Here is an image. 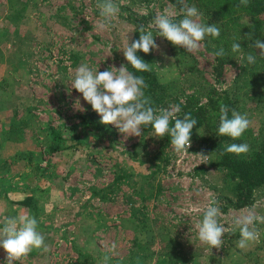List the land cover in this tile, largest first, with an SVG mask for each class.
I'll list each match as a JSON object with an SVG mask.
<instances>
[{"label":"rangeland","instance_id":"374dc122","mask_svg":"<svg viewBox=\"0 0 264 264\" xmlns=\"http://www.w3.org/2000/svg\"><path fill=\"white\" fill-rule=\"evenodd\" d=\"M20 1L28 3L29 15L15 28L5 19L6 13L21 3L0 0L4 11L0 28H10L9 41H0V113L10 120L0 126V224L13 215L34 216L49 251L33 250L16 264H100L105 255L111 261L142 264V254L149 256L148 264H166L162 250L168 237L182 243V253L196 257L195 263L189 264H264V224H256L259 239L245 250L237 247L239 229L232 224L234 216L253 207L264 216V187L257 188L249 205L229 206L227 197L235 196L224 186V170L209 166L213 153L198 142L192 140L188 152L177 154L172 145L161 147L163 139L151 126L142 130V136L126 138L114 125L104 124L102 129L84 131V144L75 150H63L62 145L53 154L42 143L50 141L49 127L65 131L67 138L69 128L79 124L80 114L95 112L100 117L72 88L75 70L83 63L101 72L126 65L123 50L134 28L126 20L128 15L141 18L153 33L159 46L153 49L157 71L167 97L173 87L186 86L181 80L183 70L177 62L170 64L167 56L173 53L172 43L150 26L165 9L175 18L179 14L175 7L166 0H114L119 6L117 17L101 30L94 29L103 21L98 0ZM191 6L198 9L196 4ZM201 45L198 52L191 53L202 70L196 73V83L224 89L249 81L250 64L242 59L249 53L259 56L260 49L252 47L242 53L217 76L215 55L204 41ZM9 72L13 84L2 88V79ZM186 88L187 93H193V88ZM205 93L201 92L202 101H206ZM176 106L173 102L168 109ZM262 114L247 115L249 128L258 131ZM68 139L67 145L71 143ZM201 165H208L207 170L198 172ZM119 173L124 176L114 184ZM143 193L148 197L147 207ZM27 195L36 198L37 215L14 203ZM212 200L219 201L220 223L228 229L220 249L202 243L195 227ZM133 215L138 230L130 227ZM113 243L116 255L109 251ZM6 257L0 248V264H5Z\"/></svg>","mask_w":264,"mask_h":264},{"label":"trees","instance_id":"16d2710c","mask_svg":"<svg viewBox=\"0 0 264 264\" xmlns=\"http://www.w3.org/2000/svg\"><path fill=\"white\" fill-rule=\"evenodd\" d=\"M14 1L21 3V6L8 9L5 19L9 20L17 28L28 18L29 6L28 3H22L20 0ZM166 1L171 3L179 13L174 20L178 22L180 19H183L184 15L181 12L182 6L179 0ZM185 3L188 6L196 4L201 14L200 20L205 21L209 25L216 24L220 29V36L218 38L206 36L204 40L207 50L214 55L221 48L225 51V55L222 57L215 55L214 71L217 76L222 74L227 63L234 64L242 53L248 52L252 48L250 45H254L255 40L259 39L264 42V0H249V4L246 7L240 5V0H185ZM0 13L4 14V11L0 10ZM127 18L126 20L134 25L133 31L127 39L128 45L139 40L141 35L139 28L143 24L141 23V18L139 19L133 15H128ZM0 29V41H9L10 28L4 26V29ZM145 31L149 30L145 27ZM249 36H251V39H249ZM233 43H240L242 47L241 53H233L231 51ZM172 52H170L172 54L170 56L167 54L170 64L177 62L183 70L181 80L188 88H193V93H187L186 86L178 87V89L173 87L171 97H167L164 91L163 79L157 71L156 53L154 50H151L149 54H145L142 51L137 52L140 58L146 63L151 64V72L137 73L127 61L126 65L129 71L144 77L147 84V88L144 89L145 95L151 99L154 108L168 109L170 104L174 102L180 109L177 113L178 118L182 119L185 114L190 113L197 120V125L193 128L192 140L202 145L205 150L212 151L214 158L209 163V166L224 170V186L235 196L234 199L232 197L228 198L226 194L225 198L227 197L229 206L236 208L247 206L254 200L257 188L264 187V114L260 117L261 125L258 131L249 128L239 140H232L230 137L218 135L220 106L222 104L228 106L230 118L231 110L233 109L249 117H252L254 112H264V57L257 56L255 65H249V81L245 85L219 89L217 86L211 84L206 87L203 82L196 83V73L201 74L202 70L197 67V59L194 55L188 53L186 50H179V47L173 44ZM242 61L247 62V59L243 58ZM11 74L9 72L3 77L2 80L5 81H2V88L5 85L13 84V80L9 76ZM202 88L203 91L206 90V101H202L201 99ZM78 118H80L79 124L72 126L71 129L69 128L70 135L67 136V138H70L68 140L71 141L69 145L66 144L65 131L56 129L55 127L48 128L50 131L48 134L50 141L42 142L48 149V152L54 154L62 149V145L63 150L80 148L84 144L81 137L84 131L102 129L104 127V124L100 122V117L95 112L80 114ZM198 129H200V133ZM162 139L163 146L161 147L163 149L171 145L169 136H164ZM242 142L250 146L248 154L237 156L225 151L226 145ZM207 167L208 165H201L198 167V172L206 171ZM123 176L124 174L120 173L116 175L114 184H118ZM147 198L146 194L143 193V200ZM14 203L29 207L33 209L35 215L38 214V203L32 195H27ZM147 206L148 201L146 200L145 207ZM138 211L141 213L143 210L140 208ZM144 218L146 219V217ZM129 221L133 224V226H130L131 228L139 229L134 225V215ZM0 226L2 227L3 225L0 224ZM168 239L169 242L162 250V254L167 257L166 264L195 263L196 257H189L187 256L188 254L182 253V243L180 241H177L175 237H168ZM148 258V255L142 254V264H148ZM123 260L115 259L111 261L110 259L108 264H127V261ZM80 261L84 262V259L82 258ZM100 264H103V262H100Z\"/></svg>","mask_w":264,"mask_h":264},{"label":"clouds","instance_id":"9594fccd","mask_svg":"<svg viewBox=\"0 0 264 264\" xmlns=\"http://www.w3.org/2000/svg\"><path fill=\"white\" fill-rule=\"evenodd\" d=\"M179 3L182 6L183 19L175 21L173 14L165 9L163 14L158 13L155 16L150 26H155L158 35L166 38L174 46L183 47L188 53L195 54L201 49V42L205 37L218 38L220 29L216 24L201 23V14L195 6H188L185 0H179ZM248 4L249 0H240V5L246 7ZM97 7L103 21L94 25V29L104 30L112 25L119 12V6L114 0H98ZM139 31L141 33L139 40L128 44L123 50V55L137 73L151 72V64L140 58L137 52L149 54L159 46L153 33L145 31L143 25ZM250 47L260 49L259 56L264 57V42L257 39ZM241 48L240 43H233L231 51L241 53ZM215 55L224 56V49L221 48ZM246 59L248 64L255 65L256 55L249 53ZM72 88L81 93L83 99L100 115L101 123L114 125L126 138L142 136V130L151 126L157 137H170V143L177 154L188 152L192 146V132L197 120L190 113L185 114L182 119L178 118L179 106L171 109L154 108L151 99L145 95L144 89L147 88V84L144 77L129 71L126 65L119 68L112 66L110 70L101 72L94 71L87 63H83L75 70ZM219 120L218 135L230 137L232 140H239L251 125L247 115L235 109L231 110L230 118L229 108L223 104L220 106ZM198 132L200 133V129ZM225 151L237 156L246 155L250 151V146L247 143H231L225 146ZM221 216L219 201L212 200L204 210L202 220L195 226L198 239L211 248H222L224 244L222 237L228 232L220 223ZM257 223L264 224V216L258 215L254 207L245 214L232 218V224L239 229L238 248L245 250L259 239ZM0 248L7 253L5 264H16L17 261L27 258L33 250L49 251L44 235L38 230L37 219L30 215H13L6 218L0 227ZM116 248L117 245L113 243L109 251L116 255ZM110 259L109 255H105L103 264H108Z\"/></svg>","mask_w":264,"mask_h":264},{"label":"crops","instance_id":"0c3cea01","mask_svg":"<svg viewBox=\"0 0 264 264\" xmlns=\"http://www.w3.org/2000/svg\"><path fill=\"white\" fill-rule=\"evenodd\" d=\"M4 114L1 112L0 113V126H4L5 125V123H7V122H9L10 120L9 119H6V118H4L5 116H3Z\"/></svg>","mask_w":264,"mask_h":264}]
</instances>
